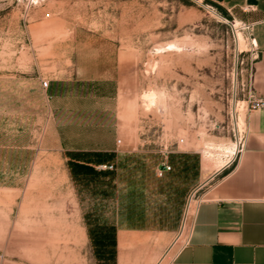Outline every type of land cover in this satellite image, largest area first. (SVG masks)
<instances>
[{"label": "rangeland", "instance_id": "rangeland-1", "mask_svg": "<svg viewBox=\"0 0 264 264\" xmlns=\"http://www.w3.org/2000/svg\"><path fill=\"white\" fill-rule=\"evenodd\" d=\"M256 56L212 0H0V264H117V218L141 227L120 260L166 264L208 187L197 158L202 179L242 134ZM109 145L119 167L67 160Z\"/></svg>", "mask_w": 264, "mask_h": 264}, {"label": "crops", "instance_id": "crops-1", "mask_svg": "<svg viewBox=\"0 0 264 264\" xmlns=\"http://www.w3.org/2000/svg\"><path fill=\"white\" fill-rule=\"evenodd\" d=\"M212 1L248 26L257 54L249 93L264 98V0ZM242 131L236 152L202 179L197 158L195 186L209 180L208 187L193 209L188 226L186 223L183 241L172 249L166 264H264V107L244 110ZM66 151L67 160L88 166L115 163L119 167L125 161V154L114 145ZM136 228L141 227L128 225L125 218H117L105 228V232H111L117 264H134L120 258L129 232Z\"/></svg>", "mask_w": 264, "mask_h": 264}, {"label": "built area", "instance_id": "built-area-1", "mask_svg": "<svg viewBox=\"0 0 264 264\" xmlns=\"http://www.w3.org/2000/svg\"><path fill=\"white\" fill-rule=\"evenodd\" d=\"M49 15L50 14L47 13V16H49ZM244 26H246V25H244ZM246 28L248 29V26H246ZM252 42L255 45L254 39H252ZM251 80H252V74L250 76V82H251ZM43 84H44L45 87H47L49 85V81L45 80L43 82ZM249 92H250V90H249ZM245 101L247 102V109H249V110L250 109H256V108L264 107V98H255L250 93L248 95V98L245 99ZM242 133H243V131H242ZM239 141H242V134L239 137ZM121 142H122V140L118 139V143H121ZM239 144H240V142H239ZM100 168H102V169H112L113 165L112 164H110V165L105 164V165H101ZM171 169H172L171 164H169L166 161H163L157 168V171H156L157 176L163 177L166 174V172L170 171Z\"/></svg>", "mask_w": 264, "mask_h": 264}, {"label": "bare ground", "instance_id": "bare-ground-1", "mask_svg": "<svg viewBox=\"0 0 264 264\" xmlns=\"http://www.w3.org/2000/svg\"><path fill=\"white\" fill-rule=\"evenodd\" d=\"M239 36H240V39H243L242 33H239ZM237 146H238V143L235 142V143H231L228 145H223L222 148L231 154L235 152Z\"/></svg>", "mask_w": 264, "mask_h": 264}, {"label": "trees", "instance_id": "trees-1", "mask_svg": "<svg viewBox=\"0 0 264 264\" xmlns=\"http://www.w3.org/2000/svg\"><path fill=\"white\" fill-rule=\"evenodd\" d=\"M77 165H79V166H88V165H85V164H77Z\"/></svg>", "mask_w": 264, "mask_h": 264}]
</instances>
